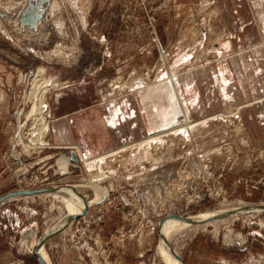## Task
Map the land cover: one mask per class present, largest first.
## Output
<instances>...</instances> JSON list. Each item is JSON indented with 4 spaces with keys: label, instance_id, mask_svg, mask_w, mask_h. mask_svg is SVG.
<instances>
[{
    "label": "rangeland",
    "instance_id": "374dc122",
    "mask_svg": "<svg viewBox=\"0 0 264 264\" xmlns=\"http://www.w3.org/2000/svg\"><path fill=\"white\" fill-rule=\"evenodd\" d=\"M233 5L239 21L250 12L258 17L244 31L264 33V0ZM217 6L214 0H0V159L12 179L0 198L69 186L85 201L92 190L82 185L92 183L107 191L101 203L46 236L66 219L63 203L50 193L1 201L0 264H39L36 244H43L50 264H162L163 226L162 232L182 222L176 217L218 211L227 213L171 236L177 264H264V211L237 214L264 207V83H233L231 100L216 88L206 91L188 108L199 118L165 121L145 141L102 158L83 157L90 163L51 139V103L61 93L70 97L57 111L62 104L81 109L129 95L140 82L160 83L185 54V73L214 62V50L229 40ZM248 46L264 48V40ZM37 70L43 73L37 80L54 86L44 94L41 116L48 131L36 141L30 112ZM241 84L247 85L242 91ZM169 89L167 107L177 113L174 86ZM79 93L89 98L78 100ZM185 123L192 127L173 133Z\"/></svg>",
    "mask_w": 264,
    "mask_h": 264
},
{
    "label": "crops",
    "instance_id": "0c3cea01",
    "mask_svg": "<svg viewBox=\"0 0 264 264\" xmlns=\"http://www.w3.org/2000/svg\"><path fill=\"white\" fill-rule=\"evenodd\" d=\"M194 1L196 0H174L178 5ZM214 1L218 5L221 22L229 39L219 49L214 50V62L205 66L200 63L193 73H185L183 67L181 68L188 62L189 56L185 54L171 66V71L160 75V83L140 82L129 95L106 102L98 101V105L81 109L62 104L57 111L55 106L70 97L68 91L61 93L51 103L54 132L51 139H54L55 145L62 149H77L87 159L102 157L128 144L143 141L154 127L165 125V121L172 119L173 124L179 120L199 118L188 108H196L206 91L211 94V90L216 88L223 100H231V89L236 87L233 83H264V48L245 47L250 40H264V33L261 31H244L250 21L255 24L258 17L250 12V17L243 16L239 21L232 16L235 12L232 11L233 4L239 0ZM237 22L241 24L238 29L235 27ZM167 73L172 78L165 79ZM204 83L205 86L200 87ZM169 84L174 86L173 91L179 101L177 113L167 107L170 98ZM239 87L242 91L247 85L241 84ZM79 94L78 100L89 98L84 95L87 94L85 92ZM187 97L189 98L186 99ZM171 103L173 104V99ZM3 164L0 159V190L6 189L12 180L5 175Z\"/></svg>",
    "mask_w": 264,
    "mask_h": 264
},
{
    "label": "bare ground",
    "instance_id": "6f19581e",
    "mask_svg": "<svg viewBox=\"0 0 264 264\" xmlns=\"http://www.w3.org/2000/svg\"><path fill=\"white\" fill-rule=\"evenodd\" d=\"M26 31H28V30H26ZM38 74H43V73H41L40 70H37V73L32 76V81L35 82V89L33 88L34 89L33 96L36 100V104L33 105V108H31L32 111L30 112L31 116L34 117V127L32 128V135L34 136V137H32L33 140H36L37 138L42 137L48 131V126L46 123L43 122L44 120H43V118H41V116H42V113L45 109L44 94L48 91V88L54 86V83L52 81H44V80L42 81L40 79L37 80V77L39 78ZM43 77H44V75H43ZM32 85H33V83H32ZM191 127H192V125L183 126L179 129L173 131V133L177 132L179 134L180 133L182 134V133H185L187 130H189ZM159 138L160 137H153V138L150 137V139L148 138V140L157 142V140L159 141ZM25 144L27 145V143H25ZM38 147H40V146H38ZM40 150H41V148H40ZM24 151H25V149H24ZM26 152H28V151H26ZM81 156H82L81 158H82L84 163H90L85 158H83L84 157L83 155H81ZM61 163H63V164H61ZM57 164L61 165L60 167L63 169L66 167V160H64V158L62 157V158H60V160H58ZM79 186H75V187H78L80 189L81 187H79ZM82 186L88 187L92 190V196L85 201L83 200L84 199V195H82L83 193L81 194L77 189L75 191H72L71 187H69V186H62L60 188H57L56 190L51 191L50 196L53 197L54 199H56L57 201H60L61 203H63V205L65 206L66 217H64V218H66V219H63L53 230L46 232L45 236L61 231L64 228L65 224H67L71 219H74L75 217L79 216L85 209L91 208L95 204L101 203L103 200H105L104 198L107 196V191L105 188H98L99 185L97 186L96 183L85 184ZM68 195H72L74 198L72 200H70V198H69L70 196H68ZM251 208L252 209H243L241 211H238L237 214L238 215H239V213L240 214H248V213H256L257 214V213L264 211V207H257V208L251 207ZM81 210H82V212L79 213ZM225 213H227V212L226 211H218L216 213L215 212H208V213L201 214L197 217L188 218V221H182L179 219L180 221H182L181 223H178V224L174 225L173 227H170L169 230H167V228H166L162 232V230L164 228V226H163L159 231L160 237H159V242H158L159 246L157 249V254L159 256V259L162 261L161 263L162 264H177V257L175 255H171L174 253L173 252L170 253L172 250L167 244L169 239L171 238V236L173 234H175L176 232H178L180 230L189 228V227L195 225L196 223H200L201 221H207L209 219H212L213 217H217V216L219 217V215L222 216ZM231 216H233V215H230V217ZM193 223H195V224H193ZM191 224H193V225H191ZM36 245L37 246L34 247L33 252L40 256V258L42 259V262L44 264H50L49 257H48V255H47V253L43 247V244H39V245L36 244ZM41 256H43V258Z\"/></svg>",
    "mask_w": 264,
    "mask_h": 264
},
{
    "label": "water",
    "instance_id": "95a60500",
    "mask_svg": "<svg viewBox=\"0 0 264 264\" xmlns=\"http://www.w3.org/2000/svg\"><path fill=\"white\" fill-rule=\"evenodd\" d=\"M51 189H38V190H30V191H18V192H14V193H10L2 198H0V202L10 198V197H18V196H33V195H39V194H46V193H51ZM177 219H180L182 221H188L187 218H182V217H176ZM217 218V217H215ZM34 256L37 258L38 263L39 264H44L42 262V259L40 258L39 255H37L36 253H34ZM177 257V256H176Z\"/></svg>",
    "mask_w": 264,
    "mask_h": 264
}]
</instances>
